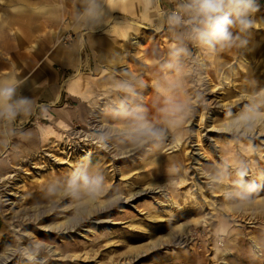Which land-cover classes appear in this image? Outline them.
I'll return each mask as SVG.
<instances>
[{"label":"rangeland","instance_id":"374dc122","mask_svg":"<svg viewBox=\"0 0 264 264\" xmlns=\"http://www.w3.org/2000/svg\"><path fill=\"white\" fill-rule=\"evenodd\" d=\"M260 4L247 49L216 56L192 49L183 61L181 93L195 100L191 114L162 142L142 147L120 134L123 121L115 109L122 94L114 84L125 72L141 80L144 87L134 102L159 121L162 98L154 84L164 75L159 64L171 34L156 32L140 13L120 11L104 21L111 16L139 21L134 44L117 35L113 24L83 27L85 34L101 37L98 53L102 38H110L108 57L120 60L107 71L112 75H105L104 64L82 43L76 81L88 98L62 91L50 104L42 95L24 119L0 120V264H264V126L247 137L232 135L226 115L239 113L264 91V0ZM160 6L172 8L175 0H160ZM26 16L0 10V21L28 22ZM58 22L51 27L57 41L71 44L73 19ZM8 54L13 53L2 33L0 76L8 70ZM60 72L65 79L71 70ZM105 131L111 135L99 141ZM239 161L250 168L246 179L260 185L250 203L226 198L234 191L228 183ZM224 164L229 178L214 184L211 176ZM82 167L103 175V187L70 197L65 185Z\"/></svg>","mask_w":264,"mask_h":264},{"label":"clouds","instance_id":"9594fccd","mask_svg":"<svg viewBox=\"0 0 264 264\" xmlns=\"http://www.w3.org/2000/svg\"><path fill=\"white\" fill-rule=\"evenodd\" d=\"M108 3L109 0H81L80 20L85 24H102ZM143 4L146 11L156 12L154 30L168 31L171 41L167 57L159 64L164 75L154 84L162 98V106L158 109L161 114L159 121L150 119L148 109L134 102L138 89L144 87L141 80L125 72L124 78L114 84L115 90L122 94L115 109L116 118L123 121L120 134L135 147L159 144L170 130L180 128L191 114L195 100L187 95L181 98V93L184 89L183 61L192 56V49L207 56H216L231 49H247L261 9L260 0H175V6L168 9L159 6L160 0H143ZM31 111L29 96L22 92L18 94L14 83L0 82V120L12 122ZM226 115L230 134L240 137L251 135L255 129L264 126V91L250 98L239 113L229 111ZM110 135L109 131L100 133L99 141H105ZM229 175V166L224 164L211 176V180L214 184L223 183ZM234 175V191L226 193V198L250 203L260 185L246 179L249 169L244 161L235 164ZM104 181L103 175L90 174L86 167H82L69 178L64 190L73 198L81 190L94 194L101 190ZM118 201L119 197L114 203ZM75 214L76 211L73 212ZM34 247L40 249L43 243H36Z\"/></svg>","mask_w":264,"mask_h":264},{"label":"crops","instance_id":"0c3cea01","mask_svg":"<svg viewBox=\"0 0 264 264\" xmlns=\"http://www.w3.org/2000/svg\"><path fill=\"white\" fill-rule=\"evenodd\" d=\"M0 10L17 16L28 15L26 16L28 22L20 19L0 21V34L6 33L9 52L13 53L6 57L5 64L8 70L0 76V82L16 84L18 94L22 92L29 96L32 104L42 95L45 96L47 102L53 104L62 96V91L69 96L78 95L88 98L87 93L79 91L80 82L76 81L83 61L81 58L82 43L89 50H93V55L96 54L98 61L104 64L107 77L112 75L107 71L112 70V67L120 61L119 55L114 58L108 57L113 55L108 36L102 38L103 49L98 53L97 45L101 44L99 43L101 37L92 36L87 33L88 31L86 35L85 31H82L83 27H97V25L85 24L80 20L81 0H0ZM114 11L133 15L140 13L139 19L152 22L157 20L154 10H145L143 0H109L104 18ZM66 18L73 19V28L76 31L71 44L58 42V33L51 28L57 21L61 23ZM106 21L100 25L113 24L117 35L134 44L138 36L136 26L141 25L139 21L118 16H111ZM68 26L65 24V28ZM129 30L133 32L128 33ZM87 55L90 60V54ZM22 58L24 60L21 62ZM55 66L57 69L54 68ZM69 69L71 72L64 79L60 71ZM25 117L26 115H21L20 119Z\"/></svg>","mask_w":264,"mask_h":264},{"label":"bare ground","instance_id":"6f19581e","mask_svg":"<svg viewBox=\"0 0 264 264\" xmlns=\"http://www.w3.org/2000/svg\"><path fill=\"white\" fill-rule=\"evenodd\" d=\"M71 4V3H70ZM245 94V93H244ZM86 136V135H85ZM0 169H1V165H0ZM250 169V168H249ZM227 180V179H226ZM235 180V179H234ZM231 182V181H230ZM228 184H233V182L232 183H228ZM114 203V202H113ZM262 203V202H261ZM255 204H257V203H255ZM262 204H264V203H262ZM181 236V235H180ZM183 239V238H182ZM253 246H252V249L254 250V252H256L255 254H257V255H259V247L256 245V244H252ZM153 248V247H152ZM226 253V252H225ZM225 253H223V252H220L219 254L220 255H225ZM230 255V254H229ZM221 262H224L223 260H221ZM226 263V262H225Z\"/></svg>","mask_w":264,"mask_h":264},{"label":"built area","instance_id":"2783aa9c","mask_svg":"<svg viewBox=\"0 0 264 264\" xmlns=\"http://www.w3.org/2000/svg\"><path fill=\"white\" fill-rule=\"evenodd\" d=\"M217 243H218L219 245H221V244H222V243H221V241H218Z\"/></svg>","mask_w":264,"mask_h":264}]
</instances>
